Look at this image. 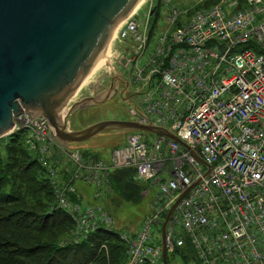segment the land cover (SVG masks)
Masks as SVG:
<instances>
[{"label":"built area","instance_id":"1","mask_svg":"<svg viewBox=\"0 0 264 264\" xmlns=\"http://www.w3.org/2000/svg\"><path fill=\"white\" fill-rule=\"evenodd\" d=\"M245 1L237 12V0H222L190 13L172 0H144L111 42L113 63L137 94L130 117L177 135L210 166L206 178L207 167L163 137L131 133L109 159L87 160L59 147L44 118L21 126L15 119L48 171L57 206L76 221L74 242L111 230L113 219L72 201L73 183L101 186L112 171L133 168L135 181L158 190L141 230L121 235L126 264H163L154 229L197 179L169 223L167 252L188 241L199 264H264V3ZM58 162L69 180L58 176Z\"/></svg>","mask_w":264,"mask_h":264},{"label":"water","instance_id":"2","mask_svg":"<svg viewBox=\"0 0 264 264\" xmlns=\"http://www.w3.org/2000/svg\"><path fill=\"white\" fill-rule=\"evenodd\" d=\"M140 0H0V138L13 127V118L23 112L44 117L63 147L84 144L110 131L151 132L190 148L160 126L118 119L99 120L80 129H70L71 115L110 102L116 95L113 69L108 90L70 104L73 96L103 59L116 27ZM69 109L65 112V109ZM26 113L19 125L31 120ZM192 156L204 161L192 150ZM175 201L161 229L162 260L166 264L165 232L180 200Z\"/></svg>","mask_w":264,"mask_h":264},{"label":"trees","instance_id":"3","mask_svg":"<svg viewBox=\"0 0 264 264\" xmlns=\"http://www.w3.org/2000/svg\"><path fill=\"white\" fill-rule=\"evenodd\" d=\"M0 142L8 156L7 161L0 158V264H125L126 249L114 233L97 232L78 245L61 246L73 224L63 211L51 209L53 192L44 169L21 136ZM134 172L116 171L110 188L137 203L145 187L134 180ZM178 252L183 264H199L188 241Z\"/></svg>","mask_w":264,"mask_h":264},{"label":"rangeland","instance_id":"4","mask_svg":"<svg viewBox=\"0 0 264 264\" xmlns=\"http://www.w3.org/2000/svg\"><path fill=\"white\" fill-rule=\"evenodd\" d=\"M176 1L181 5H186L181 7H193L198 2L210 3L211 0H176ZM102 63L104 64V62ZM102 66L99 70H97L94 73L95 75L91 76L88 80L86 79L87 81L82 85V88L79 89L80 91L78 92V94H76V96L73 97L74 101H77L89 95H93L95 89L100 90L101 86L106 87L108 85L110 78H107L108 73L105 71L106 67L103 68ZM112 103L113 102H110L109 104H106L103 107L97 109L91 108L88 111L84 112L83 114L77 111L73 114V118L71 119L69 124H71L72 127L74 126L82 127L102 119L127 118L126 108L122 116L113 115L117 107L115 106V104L109 107ZM115 134H116L115 132H108L86 143L84 147L87 149H89L88 147H91L94 150V149H98L96 147H100V145L102 144L112 146L117 139L115 137L113 138ZM1 143L2 142H0V158L4 161H7L8 156L5 153L4 145L1 146ZM89 150L92 151L91 149ZM108 152L109 151H105L103 155L108 154ZM157 190L158 187L156 185L151 186L149 189V193L146 196L143 194L144 195L143 198L140 200V202L137 203L126 201L114 192L107 194L106 197H103L101 199V202L105 204V207H107L110 211H112L115 219V225L118 230L135 232L137 229L140 228L143 218L151 211L150 203ZM88 201H89V197L87 198V202ZM92 202H100V200L92 199ZM83 203H85V199L83 200ZM114 235L118 240V235L116 233H114ZM168 264H183L180 253L175 252L174 254H170L168 256Z\"/></svg>","mask_w":264,"mask_h":264},{"label":"bare ground","instance_id":"5","mask_svg":"<svg viewBox=\"0 0 264 264\" xmlns=\"http://www.w3.org/2000/svg\"><path fill=\"white\" fill-rule=\"evenodd\" d=\"M128 16H129V15H128ZM107 54H110V56H112V54H113L112 49L109 48V49L107 50ZM102 62H103V61H102V59H101V60L96 64V66L94 67V69L92 70V72L90 73V75L88 76L87 80H88L91 76L95 75L94 73H95L97 70H99V69L101 68V66H102V64H103ZM87 80H85L84 83H85ZM84 83H83V84H84ZM83 84H82V85H83ZM82 85H81L80 88H82ZM80 88H79V89H80ZM79 89H78V91L76 92V94H78V92L80 91ZM76 94H75V96H76ZM75 96H74V97H75ZM72 101H74V100L72 99Z\"/></svg>","mask_w":264,"mask_h":264},{"label":"flooded vegetation","instance_id":"6","mask_svg":"<svg viewBox=\"0 0 264 264\" xmlns=\"http://www.w3.org/2000/svg\"><path fill=\"white\" fill-rule=\"evenodd\" d=\"M110 82H111V81H110ZM111 83H112V82H111ZM109 84H110V83H109ZM121 87H122V89H124L123 93H126V95H128V96L131 95L130 89H129V87H128V83H127L126 81H125V83H122V84H121ZM120 99L123 100L122 97H120ZM101 107H103V106H97V107H94V109L101 108ZM90 109H91V108H90ZM88 110H89V109H88ZM88 110H86V111H88ZM119 110H120L121 112L124 111L123 108H119ZM86 111H84V112H86ZM84 112H82L81 114H83Z\"/></svg>","mask_w":264,"mask_h":264}]
</instances>
